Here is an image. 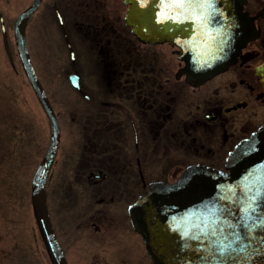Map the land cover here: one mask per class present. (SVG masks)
I'll list each match as a JSON object with an SVG mask.
<instances>
[{"label": "flooded vegetation", "instance_id": "1", "mask_svg": "<svg viewBox=\"0 0 264 264\" xmlns=\"http://www.w3.org/2000/svg\"><path fill=\"white\" fill-rule=\"evenodd\" d=\"M35 1L16 12L17 0H0V110L21 61L16 18ZM128 9L126 0H40L27 22L30 57L60 126L45 183L68 264H156L130 206L151 183L174 182L190 166L225 168L235 146L264 125V0L244 1L254 35L234 63L202 81L182 71L177 43L141 40ZM29 26H51L42 55L57 61L58 100V87L40 75ZM51 135L48 118L45 153ZM11 201L16 207L15 194ZM38 222L42 259L59 264ZM17 236V216L0 215V264H19ZM22 252L23 261L34 256Z\"/></svg>", "mask_w": 264, "mask_h": 264}, {"label": "water", "instance_id": "2", "mask_svg": "<svg viewBox=\"0 0 264 264\" xmlns=\"http://www.w3.org/2000/svg\"><path fill=\"white\" fill-rule=\"evenodd\" d=\"M40 0L16 20L24 68L42 102L52 129L49 148L32 184L35 214L59 264H68L50 219L45 182L59 139V122L37 76L26 40L27 21ZM126 20L144 41L177 43L183 68L202 81L234 63L254 35L244 0H126ZM156 264H264V125L240 141L226 169L187 168L172 182L155 181L130 206Z\"/></svg>", "mask_w": 264, "mask_h": 264}, {"label": "rangeland", "instance_id": "3", "mask_svg": "<svg viewBox=\"0 0 264 264\" xmlns=\"http://www.w3.org/2000/svg\"><path fill=\"white\" fill-rule=\"evenodd\" d=\"M27 1L17 0L16 12L24 7ZM48 29L50 30L51 26H29L32 34L31 46L33 48H31L34 49L33 53L36 56V64L39 65L40 75L47 76V80L51 81L56 90L58 87L53 94L55 100H58L61 98L59 93L61 85L58 84V80L55 81L54 70L56 68L52 67L57 61L53 60L52 63L45 61L42 55L46 46V38L49 36L48 34L45 36L44 32ZM51 38L54 40L52 36ZM54 41L56 42L54 45H58L57 37ZM61 65L63 66L64 63H59L57 69ZM16 80L12 100H10L12 92L5 91L2 102L8 105L0 110V215L15 214L17 216L19 264L30 262L47 264L42 259L45 243L33 208L31 178L47 147L48 118L20 60ZM14 194L17 198L16 207L11 201ZM60 207L63 208L62 205ZM12 230L14 232L15 228ZM22 251L28 252L27 258L31 257V253L34 256L30 261H23L21 260L24 256ZM145 260L150 262L148 255L145 256Z\"/></svg>", "mask_w": 264, "mask_h": 264}, {"label": "bare ground", "instance_id": "4", "mask_svg": "<svg viewBox=\"0 0 264 264\" xmlns=\"http://www.w3.org/2000/svg\"><path fill=\"white\" fill-rule=\"evenodd\" d=\"M127 3H128L129 6H130V3H129V2H127ZM140 39H141V38H140ZM141 40H142V39H141ZM143 41H144V40H143ZM167 41H168V40H167ZM147 42H148V41H147ZM163 42H166V41H163ZM171 42H172V41H171ZM151 43H152V42H151ZM155 43H160V42H155ZM185 65H186V62H185ZM230 65H231V64H230ZM230 65H229V66H230ZM184 67H185V66H184ZM184 67H183V68H184ZM182 71H184V70L182 69ZM184 73H187V71H184Z\"/></svg>", "mask_w": 264, "mask_h": 264}]
</instances>
